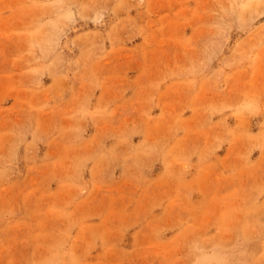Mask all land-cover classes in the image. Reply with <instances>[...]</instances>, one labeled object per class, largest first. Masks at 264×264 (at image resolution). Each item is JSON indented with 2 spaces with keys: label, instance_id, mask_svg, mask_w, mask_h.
Here are the masks:
<instances>
[{
  "label": "rangeland",
  "instance_id": "obj_1",
  "mask_svg": "<svg viewBox=\"0 0 264 264\" xmlns=\"http://www.w3.org/2000/svg\"><path fill=\"white\" fill-rule=\"evenodd\" d=\"M0 264H264V0H0Z\"/></svg>",
  "mask_w": 264,
  "mask_h": 264
}]
</instances>
